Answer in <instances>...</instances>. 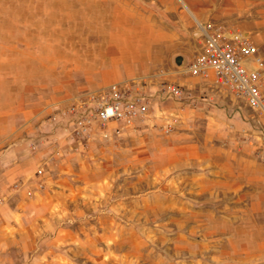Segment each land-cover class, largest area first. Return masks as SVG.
Masks as SVG:
<instances>
[{
	"label": "rangeland",
	"instance_id": "1",
	"mask_svg": "<svg viewBox=\"0 0 264 264\" xmlns=\"http://www.w3.org/2000/svg\"><path fill=\"white\" fill-rule=\"evenodd\" d=\"M211 32L264 61V0H0V264H264V109L186 70ZM113 84L147 112L102 121Z\"/></svg>",
	"mask_w": 264,
	"mask_h": 264
},
{
	"label": "built area",
	"instance_id": "2",
	"mask_svg": "<svg viewBox=\"0 0 264 264\" xmlns=\"http://www.w3.org/2000/svg\"><path fill=\"white\" fill-rule=\"evenodd\" d=\"M252 58L251 67L245 63ZM186 70L193 75H202L211 71L217 83L231 92L246 99L252 106L264 109V91L260 87V75L264 72V61L255 55L254 47L246 41L229 42L218 34H206L202 50L188 62ZM113 84L109 95L101 103L99 118L108 121L115 118L134 119L148 110V104L142 92ZM165 91L179 96L177 86L168 85Z\"/></svg>",
	"mask_w": 264,
	"mask_h": 264
},
{
	"label": "water",
	"instance_id": "3",
	"mask_svg": "<svg viewBox=\"0 0 264 264\" xmlns=\"http://www.w3.org/2000/svg\"><path fill=\"white\" fill-rule=\"evenodd\" d=\"M174 61L178 66H184L186 60L182 55L178 54L174 57Z\"/></svg>",
	"mask_w": 264,
	"mask_h": 264
},
{
	"label": "bare ground",
	"instance_id": "4",
	"mask_svg": "<svg viewBox=\"0 0 264 264\" xmlns=\"http://www.w3.org/2000/svg\"><path fill=\"white\" fill-rule=\"evenodd\" d=\"M100 17V16H99ZM196 18V17H195Z\"/></svg>",
	"mask_w": 264,
	"mask_h": 264
},
{
	"label": "crops",
	"instance_id": "5",
	"mask_svg": "<svg viewBox=\"0 0 264 264\" xmlns=\"http://www.w3.org/2000/svg\"><path fill=\"white\" fill-rule=\"evenodd\" d=\"M250 63H251V61H250Z\"/></svg>",
	"mask_w": 264,
	"mask_h": 264
}]
</instances>
